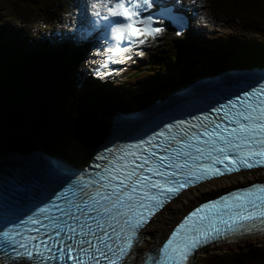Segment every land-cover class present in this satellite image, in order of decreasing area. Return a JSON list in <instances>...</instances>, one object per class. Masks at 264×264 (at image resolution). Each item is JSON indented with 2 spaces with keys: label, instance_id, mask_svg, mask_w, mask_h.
Returning a JSON list of instances; mask_svg holds the SVG:
<instances>
[{
  "label": "snow or ice",
  "instance_id": "1",
  "mask_svg": "<svg viewBox=\"0 0 264 264\" xmlns=\"http://www.w3.org/2000/svg\"><path fill=\"white\" fill-rule=\"evenodd\" d=\"M156 2L94 0L95 8L91 3L94 24L109 30L105 44L111 63L122 64L133 54L141 55L134 49L160 37L163 29L154 26L157 22L151 15H145ZM215 113V119L205 115L196 117L197 123L169 125L147 141L116 153L110 149L112 159L93 182L94 193L83 185L82 198L76 202L72 188L65 189L15 228L0 229V248L7 245L17 260L30 264L65 257L73 264H127L139 243L140 230L182 190L242 169L264 168V84L216 108ZM60 200L66 207L57 203ZM20 228L38 235H23ZM253 232L264 234V185L197 208L144 264H186L204 245ZM43 235L46 240L40 239Z\"/></svg>",
  "mask_w": 264,
  "mask_h": 264
},
{
  "label": "bare ground",
  "instance_id": "2",
  "mask_svg": "<svg viewBox=\"0 0 264 264\" xmlns=\"http://www.w3.org/2000/svg\"><path fill=\"white\" fill-rule=\"evenodd\" d=\"M21 5V7L17 8L15 3L16 1L13 0H7V4L10 6V11L7 14V16H11L12 15V11H14L15 13L17 11L20 10H27L24 11V16L23 18V22H19L20 24V28L25 27V30H30L29 26L27 24H29L31 27H34V34H31V41L28 44V49H30V44L32 45L34 42H41L45 47L47 46V44L45 42H43L42 36H53V38L58 39L59 41L65 40V42H67L68 38H73V37H77L76 35H74L72 33V27H71V23H72V19H74L75 17H71L69 14L74 15V12H71V10L74 8V6L69 2H67V0H64L67 4V10L66 8H62L61 5H59L58 3H60V1L57 0H26L25 3H23V0H17ZM202 2L205 3H209L208 1L210 0H201ZM236 7L239 8L238 9V13L239 15H236L235 13H233L234 16H236V19L240 21L236 22L231 20V18H233L232 16H226L225 14L222 13V8H220L218 5L215 4H211L212 9L214 10V13H216V15L221 18L222 20L225 21V30L228 34V36L230 37V39L234 40V42L236 44H240V45H248V46H255L253 48L254 53H256L255 55L259 56L261 55V57H264V31L263 33L259 32V30H255L253 32H248L245 31L242 34H240V31L243 30L244 27V23H242V20L245 15H248L251 12H245L243 10V8H240V4L239 2H237V0H233ZM242 1V0H241ZM245 1V0H244ZM62 2V1H61ZM247 3L249 2V0L246 1ZM43 3V5L47 10H41L39 9V7L37 5H41ZM251 4L248 6L249 8L254 7L257 5V3H254L251 0ZM24 4V5H23ZM165 4V3H164ZM12 7V8H11ZM49 8L51 10V15L47 14V11L49 12ZM246 9V8H245ZM243 10V11H242ZM66 12V13H65ZM237 12V11H235ZM60 14L59 20L61 21V25L63 28H60L59 30H57L58 24H56V21H53L54 18L56 19V17H58V15ZM14 19H17V17L13 16ZM213 19V18H212ZM213 23L210 21L207 24H205L203 22L202 26H212ZM65 29H67L68 33L67 35H63L62 31ZM238 29V30H237ZM9 31V30H7ZM33 32V31H32ZM213 33V32H211ZM203 34V33H202ZM215 34H217V31L215 32ZM261 34V35H260ZM0 38H2L0 36ZM209 37L206 35H202L201 36V40H200V46L201 48L197 47L196 45H192L190 46L191 48H193L194 50H196L197 52L200 53L201 57H205L206 59L208 58L207 56H209L210 54H212V52L208 51L207 49L209 47H211L213 45V43L209 44L208 41L210 42H215V38H211L208 39ZM8 39V38H7ZM10 40V39H9ZM14 42L12 40L11 41V45H15V48L13 47V49L15 50V52L18 54L19 56V60H17L14 63H19L21 64V58L24 56L25 60L28 62V65L30 66V73H31V77L34 74L35 76H39L41 75V77H45L43 78H49L51 77H58L59 78V86L55 83L52 85L55 86V88H57V90H55V88L51 87V92L53 95V98H55V101L58 103V107L56 108L60 114L68 116L69 118L68 123L71 119L75 120L76 118L80 117L83 119V113L81 112H74L76 114V116L72 114H70V112H66L64 109L67 106V99L64 96L65 92H66V86H71L69 84V80L66 79L65 77L67 76L68 71L70 70V64L72 62H74V59H66L63 57H60L61 62H66L65 63L66 66L69 67L68 70L65 69H61L59 73H56L53 70L54 67V63L51 61L50 58H47L48 54L45 53L44 55L42 54L43 50H36L37 53L34 55V57L32 58L31 56H29V53H27L26 49H25V42L27 41V39L25 37H16L13 38ZM246 51V50H245ZM163 54H165V51H162ZM20 53V54H19ZM58 52L55 51L54 49L52 50V55L53 57L58 56ZM235 59L237 60V57L234 56ZM46 58L49 60L50 63V67H48V71H46L43 67H41L42 61H45ZM168 58H170V56L167 57V55L165 56V59L161 62L162 63H166L168 61ZM87 61H91L92 59L86 57ZM167 60V61H166ZM242 60H244V62H242ZM239 59V61L235 62V69H233L232 67V56L228 54V59H226L224 61V63L220 66L221 68H218V71H216L212 66V68H210L208 65H201L199 64V62L195 59L192 61V64L190 65H199L198 68V73H193V74H189L188 72L184 71L186 70L187 66H181L183 68V71L186 74H183L182 71H180L179 75L178 72H176V75H178L179 77H181L180 81L183 80L184 78H189V80L191 79L192 81H194L195 83H201L202 81V77L205 76V78L208 77L209 78H216V75H220L221 79L218 81L219 82V86L223 89L225 95H227L224 87L226 86V90L231 92V90L234 92L235 96H239V97H243L244 96V92L247 91V89L242 88L239 89V87L244 84L245 82L249 81V77L246 78V81H243L241 78H237V77H233L234 74H236V72L238 70H240V72L244 71L247 72L248 71V66L245 65L249 62V60L246 59ZM264 62H256L255 64H253L251 62V65L253 66V70L254 72H259V73H263L264 74ZM151 65V69L153 71L152 68V64L149 63ZM217 64V63H216ZM206 66H208L209 68H206ZM13 67V66H12ZM163 67V64H160L159 68L161 69ZM188 69V68H187ZM24 69H22L23 71ZM168 72V71H167ZM164 73V76H161V79H159V83H157L158 86L161 85V81L162 79L165 77V75L167 74ZM233 73V75H231ZM154 74H156V72H154ZM158 74V72H157ZM4 75V74H3ZM129 77V80L132 81L135 78V75L132 74L131 72H127L126 74ZM191 75L193 76V78H191ZM239 75V74H237ZM2 76V74H0V77ZM26 76V74H25ZM264 76V75H263ZM176 77V76H175ZM151 78V77H150ZM27 79V78H26ZM62 79V80H61ZM264 79V78H263ZM204 80V78H203ZM174 83L175 80L173 79ZM164 82V81H162ZM169 83V81H168ZM95 84V89L93 88V85ZM171 84V83H170ZM174 85V84H173ZM171 85V87L173 86ZM185 84H177L176 87L171 88V91L173 93V91L177 88H181L183 87ZM202 86V85H201ZM200 86V87H201ZM195 87V86H192ZM113 89V95L117 98H124L126 99V101L128 102L126 106L128 107H136L137 110L139 111V113L141 115L146 114L142 110L140 109L139 106V98L137 100V102H134V96H132L133 92L131 93L130 91H128L127 89ZM151 89L148 92L152 93L151 97V102L153 104H160L162 105L165 99L167 100V104H169L170 106H175V101H178L181 105L185 102L183 101V99L171 96L169 93L166 95L167 97L161 98L158 92H153L152 90H155L156 88H148ZM148 89H145V91H147ZM34 91L36 94H38V97L40 96V99L46 100L49 102V97L48 94L45 92V90L43 91V94L36 83H33V87L31 89H29L27 87V92L30 91ZM94 91L97 92L94 96L104 102L107 98H108V93L110 88L107 87V85L105 83H102L101 85L99 84V82H95V81H90L89 82V87L87 88L86 91ZM100 91L103 94V98H99V94ZM84 93V92H83ZM16 94V93H15ZM72 97H73V102L75 104H78V106L76 105L75 108L73 109H81L82 105L80 103L79 100H77L79 98V95L75 96V91L71 93ZM157 94V95H156ZM90 95H92V92L90 93H86L84 99L87 101V99H90ZM156 95V96H155ZM210 100H214L215 96L214 94H210ZM93 96V95H92ZM95 99V98H93ZM96 100V99H95ZM133 100V101H132ZM147 101H149L148 99H146ZM97 101V100H96ZM110 101V99H108V102ZM144 101V100H143ZM142 101V102H143ZM19 101H17L18 103ZM135 103V105L129 103ZM158 102V103H157ZM55 103V102H54ZM20 104V103H19ZM19 104H17V108L19 106ZM151 104V105H153ZM10 105V103H9ZM8 106V108H10ZM105 106H109L108 108H106L105 110L107 111V114L105 116V120H107L108 122H110L113 114L115 113L114 111H112L111 105L112 103H104ZM156 106V105H154ZM217 106V105H216ZM16 108V109H17ZM51 110L54 111L55 107L52 106L51 104ZM101 108V102H95L94 106H91L89 108V113L88 116H95L97 117L99 112V109ZM166 110V109H165ZM51 113L52 118L54 116L57 115L56 112ZM64 111V113H63ZM195 112H197L196 110H194ZM3 112V111H2ZM47 114V111L45 112ZM166 113L170 114L167 110ZM151 114H155L154 112H150L149 115ZM119 114H115V116H118ZM173 118H176L173 114H172ZM149 121L152 124V128H155V135L159 132L160 129L165 128L166 124H162V122L159 120L157 122H152L150 118H148ZM104 120V121H105ZM167 120V119H166ZM78 121V120H76ZM110 131L109 128L107 129H102V132H106ZM110 139H108L106 142H102L101 144L103 145V149H99L98 150V154L101 156H104L107 160H111L112 159V155H109V150L111 149L113 153L118 152V150L120 149H126L124 146L119 145L117 147V151H114L112 148L107 147L108 145H111V141H116V142H122L123 140L128 141L129 143H131V139L127 138V137H122L119 138L116 135H113L112 137H109ZM143 140L147 141L145 138H142ZM6 140V139H5ZM100 139L95 141V145L100 143ZM43 142H41L40 144L42 145ZM46 144H48L46 142ZM49 145V144H48ZM15 146V145H14ZM10 144H5L0 142V206L1 205H5L7 207H16V208H20V205L16 204L17 202H19L22 206L26 207L30 212H36L39 209L38 204H47V203H51L53 200L56 199V196H58L59 192L57 190H60L62 192L65 191L66 188L64 187H60L57 188V190H55L52 186L51 183H46L42 178L46 177V178H51L52 176V172L51 170L45 165L44 163V159L42 158V153L39 152L38 156H35V150L33 148H40L43 149V147H30V146H25V147H19L16 146L14 147ZM45 147V146H44ZM49 147H51V152L52 155H54V152H58V153H64V151H61L62 149H54V144H50ZM21 153H20V151ZM159 152V150H157ZM17 153L18 156H20L22 154V156L24 158H27L28 160H32L33 162V166L32 165H28V164H24L23 161L15 158L16 155L12 154V153ZM47 154V153H46ZM49 156H52L50 154H47ZM55 157L51 158V162L54 163L56 165L55 172L56 173H60V171L62 170V172L66 175H68L67 173L69 171L71 172H75L76 169L71 166H67L66 163H61L60 161H62L61 157L59 155H54ZM65 159L63 160L64 162L70 163V161L76 162L78 163V160L75 159L72 156H65ZM86 158H92V156H86L83 158V160H80L81 164H84V160ZM105 159H100L99 163L94 166L92 163H89L90 166H94V171L98 170L99 168L103 167V161ZM22 163L25 165H22ZM51 164V163H50ZM14 166L20 167L21 168H28L26 169L27 171H25V173H22L20 171V169H18V171H20V176H15L14 174H12L13 179H11L10 175L6 176L3 173H8L9 172V168H12ZM32 166V167H30ZM50 166V165H49ZM78 169H82L81 166H78ZM166 171H170V169H166ZM3 172V173H2ZM13 173H17V171L13 170ZM260 174L262 175V180L264 181V169H260V170H255V171H251V172H243V173H239V174H234L232 176H227V177H223L220 179H214L212 181L203 183L201 185L195 186V187H191L189 190L184 191L182 194H180V196L176 197L175 199H173L169 204H167L160 212H158L156 214V216H154L149 223L143 228L141 229V233H139V243L135 245L132 255L129 257L127 264H144L145 260L147 257H149L150 255H154V254H158L159 252V248L162 246L159 244L160 240L162 238H165L167 240V238L170 236L168 232V230L170 229L171 226H173V223L175 222V220L180 217L187 209H189L191 206H193L196 203H199L201 201H204L214 195H217L225 190H228L229 188H233V187H237L240 186L242 184H246L248 182H254L257 181V178L254 177L255 174ZM90 174H92L93 177H100V175L98 173H94V172H90ZM55 180H53L54 182H63L66 184L67 187H73V188H77L80 190V188L82 187L81 185L79 187H77V182H83L85 185H89L90 183L86 182L85 180H83V177L80 176L79 178L75 177V176H68V177H60V176H55ZM242 178H247V181H240V179ZM18 181L20 184H25V185H20L18 184ZM29 185V186H27ZM46 186L49 188V193L52 195L51 198H46L44 196H42L38 189L36 187L41 188L43 191L46 190ZM34 187V188H33ZM33 188V189H31ZM5 190V191H4ZM89 192H92L91 190H87ZM35 199V201H32V199ZM79 199H81V196H78ZM69 199H73L71 194H69ZM14 202V203H12ZM57 203L59 205H62L64 207H66V204L63 200L57 201ZM13 209V208H12ZM8 214L9 211L6 208H0V216L3 215V212ZM24 214H26L24 212ZM57 215H59V213H57ZM63 218V217H62ZM2 219L5 223H7V221L9 220V216H2ZM46 221V220H45ZM43 221V223L45 222ZM69 223H71V221H69ZM15 228V227H13ZM23 228H20L18 230H22ZM26 232V231H25ZM245 238V237H244ZM19 239V237H18ZM58 239V238H57ZM257 241H264V238H257V239H252V238H248L245 240H241L238 243L235 244H228V245H224L222 248L224 250H229V249H237V247L239 246H244L247 245L249 243H254ZM3 248H10L7 245H5V247ZM247 248V247H246ZM238 250V249H237ZM11 250L10 251H5V250H1V256L4 257H9V255L11 254ZM206 253V252H204ZM212 253V252H210ZM196 255L201 254V253H195ZM58 255V254H57ZM145 257V258H144ZM193 258V257H192ZM65 259V258H64ZM86 259V257H85ZM62 260V263H61ZM70 264H73V262L68 259ZM49 260H44L42 262V264H49ZM102 264H105V262H101ZM2 264V263H0ZM7 264H26L24 262H20V261H13L11 263H7ZM27 264H30V262H28ZM36 264H40L39 261L36 262ZM57 264H63V258H57Z\"/></svg>",
  "mask_w": 264,
  "mask_h": 264
},
{
  "label": "trees",
  "instance_id": "3",
  "mask_svg": "<svg viewBox=\"0 0 264 264\" xmlns=\"http://www.w3.org/2000/svg\"><path fill=\"white\" fill-rule=\"evenodd\" d=\"M253 1V0H252ZM240 4V8L248 7V4H252L250 2H246L244 0H237ZM254 3H259L264 5V0H254ZM4 39V38H3ZM2 38H0V45L6 44L5 41H3ZM7 42L10 46H13L15 48V45H11V41L7 39ZM20 54V53H19ZM3 56L0 55V58ZM235 59V57L233 56ZM232 58V59H233ZM245 59V58H241ZM5 58L0 59V74L2 76L0 77V138H3L4 140L8 139V141H12V133L14 134H21L18 141L15 142V145L19 144V147H37L40 145V143L43 141V139H46L48 132L45 128H47L48 131L54 132L56 127V121L55 118L60 117L62 120L67 121L69 118L68 116L60 114V112L56 109L58 107V103L55 101V98H53L52 92H50L49 88H45V92L48 94L49 102L43 99H40V96L38 97V94H36L34 91L27 92V87L31 89L33 87V83L29 80H35L39 84L47 83L50 84L53 88L55 86L53 84H57L59 86V78L58 77H49L43 80L45 77L35 76L34 74L32 77L30 76V66L28 65V62L25 60V57L23 56L21 58V64L19 63H13V67L19 68V70L22 72L23 75L26 74V77H20L16 76L13 77V73L8 71L7 65L3 63ZM244 62V60H242ZM224 63V62H223ZM233 63V62H232ZM206 68H209L206 66ZM22 69H24L22 71ZM4 74V75H3ZM27 78V79H26ZM39 78V81L37 80ZM57 90V88H55ZM24 92V93H23ZM16 93V101H15V107L14 105H9L10 100H12L14 94ZM150 93V92H149ZM152 93H150V96ZM98 99L95 96L90 95V99H87L86 102L90 103L89 107L86 105H82V113L83 116H85L82 121V118H80V121L82 126L87 128L88 130H96V132L100 131V127L96 125L94 121L91 120V118L88 116L89 108L91 106L95 105L96 100ZM99 98L102 99V97L99 96ZM8 100V101H7ZM17 101H19L17 103ZM34 101V102H33ZM12 102V101H11ZM55 102V103H54ZM20 103V104H19ZM37 103L39 105H37ZM14 104V103H13ZM17 104H19L17 108ZM51 104L53 107H55L54 111L51 110ZM135 105V103H131ZM10 108H8V106ZM44 106V107H43ZM102 106V105H101ZM48 107V109H46ZM17 108V109H16ZM50 108V109H49ZM3 111V112H2ZM47 111V114L45 113ZM56 112L57 115L52 118L51 113L49 112ZM94 122V123H93ZM84 128V129H85ZM52 134L48 135V138H51ZM5 140V141H6ZM16 141V140H14ZM27 148V147H25ZM258 249L256 247H249L248 249L243 248V250H235L233 252H224L220 254V258L225 257V262L227 264H244V263H252L257 261V251Z\"/></svg>",
  "mask_w": 264,
  "mask_h": 264
},
{
  "label": "rangeland",
  "instance_id": "4",
  "mask_svg": "<svg viewBox=\"0 0 264 264\" xmlns=\"http://www.w3.org/2000/svg\"><path fill=\"white\" fill-rule=\"evenodd\" d=\"M13 1H17V0H13ZM245 1H247V0H245ZM249 2L251 3V0H249ZM253 2H254V0H253ZM257 4H259V3H257ZM245 8L243 9L245 12H251V13H249L248 15H245L244 17H242L243 18L242 23H244L245 25L243 27V30L240 31V34H242L245 31L253 32L255 30H259V32L263 33V31H264V22L261 23L260 20L264 21V5H260V6L256 5V6L251 7V8H249V7H245ZM43 9L45 11L46 7H43ZM9 10H10V6L7 4V0H0V24L2 23L4 25V29L5 30H12V27L10 25L15 26V22H14L15 19L13 17L7 16V14L9 13ZM24 11L27 12V10H24ZM24 11L20 10V11H18V14L20 16H22V17H25L24 16ZM215 13H217V12H215ZM231 20L236 21V22L240 21V19L237 20L235 18H231ZM222 21L224 22V20H222ZM224 24H226V23H224ZM17 25L20 28V24L18 23ZM27 25L29 26L30 30H26L27 32H25V31L16 29L17 32L13 33V38L25 37L27 39V43H29L32 40L31 39V34H34L35 30H34V27H31L29 24H27ZM20 29H26V28L22 27ZM220 31H225V27L221 28ZM214 35H216V34L215 33H209L208 34V37H209L208 39L214 38ZM32 47L34 49H36V50H43L42 51L43 55L46 53L45 50H44L45 46L39 41L38 42H34L32 44ZM164 56H166V53L164 54ZM3 58L4 57H2L0 59L3 60ZM9 60H10V57H7L3 61V63H7ZM198 68H199V65L196 64V65H193L191 67L190 66L186 67V70H184V71L188 72L189 74L198 73ZM174 69H176V67ZM179 69H180V71L183 72V74H186L183 71L182 67H180ZM0 72H2V71L0 70ZM73 72L75 73V71H73ZM180 73L178 72V75ZM178 75L172 74L171 72L168 71L167 74L165 75V77L162 79V81H164V82L161 81L162 86L167 88V89H169V90L171 88L176 87L177 84H180L182 82V81H180L181 77H179ZM151 76L161 77V76H164V74H159V73L158 74L157 73L154 74L153 72H151V74H149L147 76V78L149 79L148 80L149 84H154V85L158 86L157 83L160 82L159 79H161V78L155 79V78H152ZM74 78H76V77L74 76ZM173 79L175 80V83H174ZM74 81L75 80L73 79V76H72V80L69 81V84L71 86H69V87L66 86L67 89H66V92H65L63 97H65L67 99V106H66V108L64 110L66 112H70V114L73 113V115L76 116V114L74 112L78 111V112L81 113L82 110L81 109H73V108L76 107V105L78 106V104H75L73 102V97H72L71 93L74 92V91H75V93L79 92V89L76 87V82H74ZM168 81H169V83H168ZM171 85H173V86L171 87ZM93 88L95 89V84L93 85ZM132 89L133 88H130V89H128V91H130L131 93L132 92H136V93L132 94V96L135 95V97L133 98L134 102H137V100L139 98V95L142 96V97L147 96L146 93L148 92V90L147 91H145V90L143 91L142 90L140 93H138L137 91L140 89V87H137V91L132 90ZM156 90L157 89L152 90V91L155 93ZM13 94H14V96H13L12 100H10V101L7 100V101L10 102L11 106L14 105V107H15L16 106L15 105L16 96H15V93H13ZM98 94L100 95V97H102V98L104 97L101 91ZM76 95H77V93L75 94V96ZM146 99H148V98H146ZM144 101H146V100H144ZM96 102H101V105L103 104V102L100 101V100H98ZM139 102H142V101L139 100ZM129 103H132V102H129ZM50 113H52V112L50 111ZM106 114H107L106 110L101 111L98 114L97 118H96L97 120L96 121L94 120V122L96 123V125L98 127H100V126L101 127H106L104 125L107 122V120H105ZM84 117L85 116H83V118ZM55 121H56V127H55L54 132L57 135L54 137V140L52 141V143L54 144V146H58L57 149L64 148V149L67 150L68 154L71 153L72 155L73 154L76 155L74 157H75V159H78V160H83V157H84V155L86 153H87V156H88V153H89L88 150L90 149V147L92 145H94L95 140L97 138H99L101 136L100 134L102 133V129H100V131H98V133H96V130H93L92 132L88 133V129H83L82 124H77L76 121L73 120V119H71L69 121V123H68V120L65 121V120H62L60 117H57V118H55ZM21 134L12 133L11 139H12L13 142L8 141V139L5 141L3 138H0V142L5 143V144L7 143V144H10V145L14 146L15 142L18 141V139H19ZM14 140H16V141H14ZM42 142L49 143V140L47 139V141H45V139H43ZM18 145L19 144L15 145L14 147H16ZM37 147H39V145ZM54 149H56V147H54ZM61 151H63V150H61ZM251 246L252 247H257L258 246V247H262V248H258V250H257L258 253L256 255V257H257V261L256 262L244 263V264H264V241H257V242H254V243H249V244L244 245V246H239V247H237V249L241 250V249L246 248V247H247L246 249H248ZM234 250L235 249H233V250L229 249V250H225V251H220L218 254H214V255L212 253H209V252L201 253V254H198V258H196L195 260H199V255H200V262L198 264H227L225 262V257L220 258L219 255L222 254L223 252H228V251L229 252H233ZM197 262L198 261H194L193 264H195V263L197 264Z\"/></svg>",
  "mask_w": 264,
  "mask_h": 264
},
{
  "label": "clouds",
  "instance_id": "5",
  "mask_svg": "<svg viewBox=\"0 0 264 264\" xmlns=\"http://www.w3.org/2000/svg\"><path fill=\"white\" fill-rule=\"evenodd\" d=\"M95 7H96L95 3H92V8H95ZM92 8H91V9H92Z\"/></svg>",
  "mask_w": 264,
  "mask_h": 264
}]
</instances>
